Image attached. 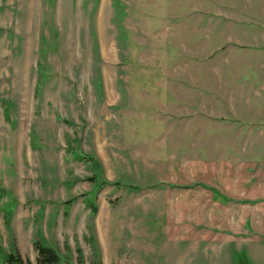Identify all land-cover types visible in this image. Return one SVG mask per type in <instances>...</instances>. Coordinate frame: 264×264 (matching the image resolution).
<instances>
[{"label": "rangeland", "instance_id": "374dc122", "mask_svg": "<svg viewBox=\"0 0 264 264\" xmlns=\"http://www.w3.org/2000/svg\"><path fill=\"white\" fill-rule=\"evenodd\" d=\"M263 133L264 0H0V264H264L171 181Z\"/></svg>", "mask_w": 264, "mask_h": 264}, {"label": "crops", "instance_id": "0c3cea01", "mask_svg": "<svg viewBox=\"0 0 264 264\" xmlns=\"http://www.w3.org/2000/svg\"><path fill=\"white\" fill-rule=\"evenodd\" d=\"M172 179L177 209L190 226L204 223L209 235H226L228 242L264 241V133L228 148L225 161L185 162ZM193 182L198 185L187 186Z\"/></svg>", "mask_w": 264, "mask_h": 264}, {"label": "trees", "instance_id": "16d2710c", "mask_svg": "<svg viewBox=\"0 0 264 264\" xmlns=\"http://www.w3.org/2000/svg\"><path fill=\"white\" fill-rule=\"evenodd\" d=\"M180 187H185V186H180ZM212 191L215 193L214 189H212ZM32 244H33V248L37 252V257H36V263L37 264H55V263H57L58 256L54 252L53 249L42 245L37 240H34V242ZM5 261H7L8 264H21L19 258L14 256L13 254H7L5 257ZM26 264H30V263L27 262Z\"/></svg>", "mask_w": 264, "mask_h": 264}]
</instances>
